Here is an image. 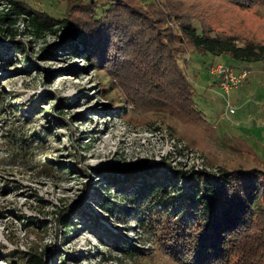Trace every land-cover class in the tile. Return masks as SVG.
<instances>
[{"label":"rangeland","instance_id":"374dc122","mask_svg":"<svg viewBox=\"0 0 264 264\" xmlns=\"http://www.w3.org/2000/svg\"><path fill=\"white\" fill-rule=\"evenodd\" d=\"M27 1L55 15L65 5V0ZM165 4L183 21L203 25L212 34L264 43L260 4L241 0H165ZM9 7L8 0H0V16ZM25 17L11 25L14 37L0 30V264H30L28 259L41 253L61 255L68 264H184L157 248L152 234L135 223L132 209L137 197L129 201L121 193L115 195L110 186L104 194L122 205L111 213L100 206L96 187L106 188L112 172L124 178L151 172L137 177V182L163 176L157 168L160 162L176 169L216 168L240 160L243 154L235 148L241 144L256 151L258 162L249 161L250 165L264 167V60L241 66L250 71L248 78L226 93L210 72L211 63L226 61L239 71L235 60L195 53L185 57L195 106L210 127L201 115L176 108V95L170 94L173 86L163 92L164 81L176 86L175 68L169 65L162 71L148 64L147 42L132 51V57L142 58L135 66L146 75L136 78L128 69L107 82L106 71L96 70L81 55L60 50V36L47 33L36 38ZM143 32L146 39L157 30L152 24ZM21 43L31 60L28 65L23 62L25 54L15 50ZM134 78L138 87L133 90L127 84ZM45 109L58 113L60 121L54 123ZM33 131L46 133L39 140ZM44 153L55 167L47 168ZM127 184L120 185L128 193ZM73 210V232L65 237L68 226L61 221ZM90 210L101 224L92 222ZM106 228L145 247L150 256L132 259L120 253ZM263 238L264 214L251 235L241 238V248L231 249L232 264H264L259 255L264 253Z\"/></svg>","mask_w":264,"mask_h":264},{"label":"trees","instance_id":"16d2710c","mask_svg":"<svg viewBox=\"0 0 264 264\" xmlns=\"http://www.w3.org/2000/svg\"><path fill=\"white\" fill-rule=\"evenodd\" d=\"M8 1L10 7L0 16L1 31L14 37L16 32L11 25L16 23L19 16L25 15L29 30L36 38L47 33L60 36V50L81 55L96 70L106 71L107 82L113 81L115 77L120 78L128 69L133 71L136 78L145 76L146 73L135 66V63L143 62L142 58L132 57V51L147 42L144 53L149 57L146 61L148 64H155L162 71L169 65L175 68L176 86L164 81L163 92L167 94V89L173 86L174 90L170 94L172 98L176 95V108L201 115L210 127L212 124L195 106L194 86L183 64L185 57L191 53L227 56L235 60L241 69H244L241 66L251 62L264 60V43L252 40L242 43L235 35L212 34L203 25L183 21L165 4V0H65L59 15L39 9L27 0ZM241 1L246 5L260 4L264 7V0ZM152 24L157 30L156 34L143 39V30ZM15 50L25 54L23 62L28 65L31 60L26 47L21 43ZM215 63L218 62H212L211 66ZM222 63L234 68L236 66L226 61ZM149 76L153 78V74ZM215 76L219 83L220 77ZM136 84L134 78L127 85L134 90L138 87ZM120 88L114 87L116 90ZM155 93V97H161L158 92ZM0 98H3L1 91ZM44 112L54 123L60 121L58 113L46 109ZM33 132L39 140L46 133ZM235 149L243 157L239 156L240 160L227 161L216 168L205 165L201 169H176L170 163L160 162L157 168L164 175H152L149 178L154 179L143 182L135 180L137 177H147L151 172L147 173L146 170L141 175L132 173L125 178L112 172L106 177V188L101 185L96 187L99 190V204L111 213L121 209L122 205L115 197L104 194L110 186H114L115 195L122 194L129 201L137 197L132 209L135 223L151 233L155 246L174 260L184 264H232L231 249L240 247L241 238L251 235L252 226L264 214V167L259 163L250 165L249 161L258 162V157L249 144H241ZM247 155H252V158L244 157ZM43 156L42 161H47V168H52L55 162L47 160V153ZM124 182L130 183V186L127 184L130 188L128 193V188L120 185ZM74 212L66 214L61 221L68 226L65 237L73 232L70 221ZM88 216L96 225L101 224L93 210ZM105 234L110 236L116 250L132 259L150 256L149 251L145 252V247L132 244V240L124 238L121 233L106 228ZM261 242L264 243V238ZM261 252H264V248ZM259 255L264 256V253ZM28 261L30 264H68L65 258L61 255L57 257L56 254L51 257H44L42 253L34 254Z\"/></svg>","mask_w":264,"mask_h":264},{"label":"built area","instance_id":"2783aa9c","mask_svg":"<svg viewBox=\"0 0 264 264\" xmlns=\"http://www.w3.org/2000/svg\"><path fill=\"white\" fill-rule=\"evenodd\" d=\"M210 72L220 77L219 85L226 93H230L231 89L243 84L250 74L246 68L236 71L234 67L222 62L212 65Z\"/></svg>","mask_w":264,"mask_h":264}]
</instances>
